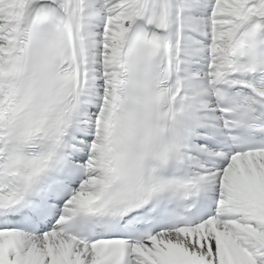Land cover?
<instances>
[{
    "label": "snow or ice",
    "instance_id": "1",
    "mask_svg": "<svg viewBox=\"0 0 264 264\" xmlns=\"http://www.w3.org/2000/svg\"><path fill=\"white\" fill-rule=\"evenodd\" d=\"M0 264H264V0H0Z\"/></svg>",
    "mask_w": 264,
    "mask_h": 264
}]
</instances>
